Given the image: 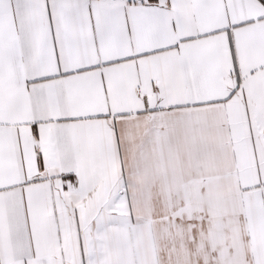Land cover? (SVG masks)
I'll use <instances>...</instances> for the list:
<instances>
[{
    "label": "snow or ice",
    "instance_id": "snow-or-ice-1",
    "mask_svg": "<svg viewBox=\"0 0 264 264\" xmlns=\"http://www.w3.org/2000/svg\"><path fill=\"white\" fill-rule=\"evenodd\" d=\"M0 264H264V0H0Z\"/></svg>",
    "mask_w": 264,
    "mask_h": 264
}]
</instances>
